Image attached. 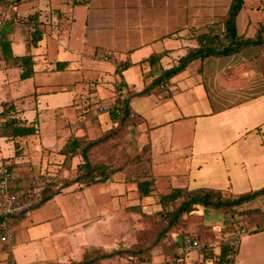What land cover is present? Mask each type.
I'll return each mask as SVG.
<instances>
[{
  "label": "crops",
  "instance_id": "1",
  "mask_svg": "<svg viewBox=\"0 0 264 264\" xmlns=\"http://www.w3.org/2000/svg\"><path fill=\"white\" fill-rule=\"evenodd\" d=\"M17 1L19 15L27 21L37 20V28L43 34L37 45H33L34 21L0 23L12 49V57L5 59L0 55V63L13 62L15 67L10 73L0 65V79H3L0 128L11 130L5 121L19 118L26 125H35L37 133L18 138L0 135V166L8 157L15 162L29 160L34 155L30 151L34 148L32 144L36 150L33 161H40L36 146L42 140L41 145L48 153L65 146L67 138L63 136L67 135L58 130L65 125L54 127L47 119L44 122L48 114L76 119L81 113L94 110L106 125L117 124L118 120L109 111L99 113L96 107L114 103L121 94V98L126 97L133 116L126 124L132 138L130 151L134 156L146 154L149 168L146 179L153 181L154 188L159 187V178L168 182L163 186L166 193L173 188H210L242 195L264 188V45L250 46L231 55L197 58L177 74L162 78L183 57L201 46L198 36L210 33L216 25L223 26L232 0ZM3 9L0 0V11ZM252 13L258 15L253 17ZM236 25L238 35L253 37L264 25V0H244ZM64 36L74 46L68 45L64 50L72 54L53 56L47 45H54L55 37L59 39L57 45H61ZM48 39L53 41L48 44ZM23 42L33 47L31 52L16 51V48L24 49L20 45ZM100 50L109 51L110 59L97 57ZM26 55L33 57L35 71L22 79L20 58ZM55 70L64 71L69 82L48 83L46 77ZM155 81L160 84L153 85ZM57 88L72 90V96L63 100ZM33 116L39 119L32 121ZM38 134L40 141L33 142L31 139ZM22 142H27L24 145V152H29L27 156L19 152L15 155L5 148L10 143L18 147ZM51 146L54 149L49 151ZM48 158L52 160L51 156ZM40 163L41 169L49 164ZM50 201L56 205L52 198L46 203ZM46 203L38 207L41 209ZM201 208L211 209L212 213L216 209L198 206L192 214L198 219V227L213 232L208 237L230 235L238 225L239 217L220 210L228 222L219 226L208 224L205 218L195 215ZM31 212L16 221L15 242L0 241V264H29L22 253L28 245L22 249L17 242L30 241L21 234L29 230L28 219L34 215ZM258 218L259 224H264L262 215ZM193 225H189L188 231L197 234L198 228ZM256 228L258 223L254 222L248 231L264 233V226ZM208 237L203 233L199 240ZM249 247L255 250H246L242 258L238 256L239 264H264V259H255L260 250L252 244ZM240 248L239 245L233 264ZM198 250L194 249L196 254ZM179 260L183 264H197V259Z\"/></svg>",
  "mask_w": 264,
  "mask_h": 264
},
{
  "label": "rangeland",
  "instance_id": "2",
  "mask_svg": "<svg viewBox=\"0 0 264 264\" xmlns=\"http://www.w3.org/2000/svg\"><path fill=\"white\" fill-rule=\"evenodd\" d=\"M15 2L14 15L21 22L18 19L11 21L25 24L28 22L27 18L19 15V2L17 0ZM2 11H0V23L4 21ZM257 15L258 13H252L253 17ZM47 41L50 44L53 40L48 39ZM55 41L54 45H47L52 49L53 56L72 54L71 51L64 50L68 45L74 48L72 41L68 42L65 36L61 39L63 41L61 45H57L59 39L56 37ZM24 42L20 44L23 45L24 49L16 48L17 52L29 53L32 51L33 47H27ZM5 63V65L3 63H0V65L7 67L6 69H9L11 73L15 68L12 67L13 62ZM63 72L62 70H55L52 76L46 77V81L48 83L57 80L60 83L69 82L65 79ZM2 84L3 79H0V88ZM48 89H52V87H48ZM57 91L63 96V100L66 99L65 97L72 96L70 92L72 90L57 88ZM85 114V119L81 115L77 116L76 119H66L54 114H48L44 117V122L47 119L54 127L64 124L65 127L61 126L63 128L58 130L59 133L62 132L67 135L63 136L65 139L67 138V142L59 151H51V149H54L51 146V148H48L51 153H48L41 145L43 140L37 144L36 149L40 153L39 159L45 163L49 162L47 167L41 169L40 161H33L36 160L33 159L36 151L34 150L35 144H32L34 148L32 149L31 147L32 150H30L34 155L30 156L29 160L24 158L14 164V161L10 160L11 157H8L3 163V165L12 164L14 168L24 173L32 172L36 179L39 177L44 179L47 182V189L44 193L46 196H52L56 203L54 205L50 201L41 209L39 207L33 208L31 210L34 213L33 216L28 214L29 230L25 231L27 234H21V236L23 238L28 237L30 241L27 240L29 241L27 243L23 240L17 242V245L21 243L20 247L22 249H24L25 245H28V248L22 251L25 254L27 263L76 264L78 261L86 259L87 252V254L90 253V256L98 257V260L93 264H183L179 259H186V257L189 259L186 262L197 259V264H214L211 258H204L199 253V250L197 253L200 256L194 250L189 252L184 250L182 239L190 234L186 233L185 230L189 228V225L192 226L193 224L194 227L199 228L196 223L198 219L196 221V218L193 217L194 215L188 216L185 220L177 221L172 226H168V213L179 202L175 203L176 205L167 207L161 205L160 196L158 195L161 192L166 193L163 190L166 188L163 186L165 182L166 184L168 183L167 180L159 178V187L153 188L148 196H143L139 192L138 182L147 178L149 168H147L148 163L146 162L145 153L144 155L134 156L130 151L132 138L131 133L126 129V125L119 124L117 126L118 123L106 125L105 121L100 119V114L94 110L87 111ZM36 118L38 116H35L32 121ZM79 118H82L83 121L80 122ZM10 134L11 130L0 128L2 137H9ZM40 135L38 134L31 140L33 142L35 140L36 142L40 141ZM52 138H50L51 141ZM69 140H77L74 142L77 147L75 152L68 150L67 144ZM88 142H96L93 147L87 148V157L93 166L106 165L109 170H118V172L113 174L112 182L87 186L88 178L82 179V182L86 181L84 182L85 184L76 180L84 172L79 170L80 165L85 163L81 150L85 149ZM24 145H27V142L20 143L18 147L14 143H10L5 148L10 149L15 155L19 152V155L27 156L29 152H24L26 149ZM65 150L70 153L67 155ZM4 154L8 155V153ZM48 156H51L52 160H49ZM192 174L193 176L195 175L194 172ZM69 182H71L69 186H64ZM44 185L45 183L42 186ZM40 194L44 197L43 193ZM133 205L138 206L131 208ZM211 211L213 210L201 208L195 215L205 218V222L208 224H217L219 226L228 222L226 221L228 217L223 216L222 212L214 210L212 213ZM35 215H39V217ZM40 218L47 221L39 223L38 220ZM14 231L16 238L13 242L18 239L16 222L14 223ZM246 239L248 240L245 245ZM249 244L260 250L259 255L255 259H264V233L249 230L241 236V248L236 256L235 264L240 263L241 258L247 254L246 250H255L249 247ZM219 247V245H214L211 248H214L215 251H220ZM211 248L209 247L207 252H210ZM118 250L123 251V253L116 254L111 258L99 257L102 253ZM201 257H203L202 261Z\"/></svg>",
  "mask_w": 264,
  "mask_h": 264
},
{
  "label": "trees",
  "instance_id": "3",
  "mask_svg": "<svg viewBox=\"0 0 264 264\" xmlns=\"http://www.w3.org/2000/svg\"><path fill=\"white\" fill-rule=\"evenodd\" d=\"M4 9L10 8L12 12L15 11V0H1ZM244 4V0H232L229 13L224 21V24L222 27L219 25H216L215 27L210 30V33L206 35L198 36V42L200 43V47L196 50L191 51L187 56L183 57L180 60V64L176 67H173L172 69L165 72L162 78H169L173 76L174 74H177L180 72L186 65H188L190 62L194 61L197 58H205L207 56H225V55H231L238 51H241L244 48L250 47V46H262L264 45V25H261L259 29L257 30L256 34L253 37H246V36H240L237 32V16L239 12L241 11ZM14 7V8H13ZM29 21V20H28ZM34 21L36 24V27L31 30L32 33V39L31 42L33 45H37L39 40L42 36V31L37 28L38 22L37 20L30 19L29 22ZM5 23V21L1 22ZM0 55L4 57L5 59H9L12 57V49H11V43L7 39L6 32L2 31L0 28ZM23 66V72L21 73V78H29L34 73V60L31 55H26L20 58ZM160 81H155L153 85H158ZM147 91V90H146ZM126 97L121 98V94H118V97L116 98V101L114 102V106L109 109L108 113L112 116V118L117 119L116 121L119 126L126 125L127 121L130 120V116H132V112L130 111L129 104L127 103V100H125ZM99 106L96 107V110L99 113H102L99 108ZM87 112V111H86ZM86 112L81 113L80 115L86 117ZM5 125L9 128H11V137L18 138V137H27L29 135H33L37 133V128L35 125H26L23 123V121L19 118H13L5 121ZM69 140L68 147L69 151L77 150V147L74 142ZM96 142H88L86 144L85 149L81 150V154L83 158L85 159V163L80 165L79 170L84 171L81 175L77 177V181H83L82 179L88 178L87 186L94 185V184H100L104 182H109L112 179L113 174L118 172V170H109V167L106 165H96L93 166L87 157V148H91L94 146ZM68 150H65V153L68 155L70 152ZM64 152V151H63ZM15 164V161H14ZM12 167H14L11 164ZM35 176L32 174V172H27L25 180L23 182H19L13 187L12 189L16 192H22L26 194H29V191L32 189V181L34 180ZM86 182V181H84ZM82 182V183H84ZM47 183V182H46ZM81 183V184H82ZM71 182H69L67 185L69 186ZM85 184V183H84ZM83 185V184H82ZM153 181L150 179H144L141 182H138V190L143 196H148L151 194L153 190ZM48 186H50L48 184ZM47 187V184H46ZM44 189V192L46 191V188ZM34 194V193H33ZM31 196V195H29ZM160 198L159 201L163 207H167L169 205H176L175 203L179 202L177 206H175L170 213H168L169 217V224L168 226H172L177 221L185 220L188 216H192L193 211L198 206H204L209 208H214L216 210L223 211L225 213H230L232 216L239 217V220L236 222V224L243 223L247 227H249L250 224L256 222L258 223V228L256 230L262 228L264 224H259L258 222V216L262 215L264 218V188H262L259 191H255L248 194H242L237 195L233 193L223 192L216 189H210V188H200L196 190H189L187 188H173L171 191L164 193H159ZM52 196H46L44 193V197L33 206V208L41 206L45 204L48 200H50ZM138 205H133L131 208H135ZM30 208V211L33 209ZM26 213L22 214L25 215ZM21 216L18 215L16 217L18 220ZM264 223V221H263ZM189 227V226H188ZM233 228L235 227L232 226ZM230 228V227H228ZM189 228L185 230L186 233H190L188 231ZM227 230V229H223ZM198 233L194 235V238L200 239L202 234L205 233L208 236H212L213 232L211 230H204V228L199 227ZM185 235V234H184ZM183 235V237H184ZM182 245L184 247V250L187 249V241L185 238L182 239ZM230 240H223L221 242L220 251L216 253L213 249H210V252H207V249H209V246L203 247L202 249H199V253L202 254L203 257H209L214 261V264H233L234 256L237 251L234 252L233 255H230ZM90 252V251H89ZM123 251H112V252H106L102 253L99 257L101 258H111L116 254H121ZM98 260V257L90 256V253L87 254L86 252V259L82 261H78L76 264H93ZM149 261V260H148ZM146 262V261H142Z\"/></svg>",
  "mask_w": 264,
  "mask_h": 264
},
{
  "label": "built area",
  "instance_id": "4",
  "mask_svg": "<svg viewBox=\"0 0 264 264\" xmlns=\"http://www.w3.org/2000/svg\"><path fill=\"white\" fill-rule=\"evenodd\" d=\"M2 17L5 22L18 19L15 18L14 13L10 8H5L2 11ZM23 22V21H22ZM32 29L35 28V24L31 26ZM1 49V47H0ZM109 51H97L96 56L102 60L110 59ZM115 104L107 103L104 105H100L98 108L101 112H106L111 109ZM80 122H82V118H79ZM26 173L17 170L12 167L11 164L2 165L0 168V241L1 242H11L16 238V234L14 231V223L17 221L16 217L22 214L28 213L30 208H33L35 204H37L43 196L40 193L44 194V189L46 187V182L42 178L36 179L32 181V189L29 191V194L22 192H16L12 188L19 182H23L25 180ZM44 181V182H42ZM45 183L44 186H42ZM34 193V194H33ZM31 195V196H29ZM248 232V227L243 223H239L236 225L235 229L230 235H222L219 234L218 237H208L205 240H199L194 238V236L190 233L185 236L187 241V250L191 251L194 249H202L203 247H213L214 245H220L223 240H230V255H233L235 251H237L241 236ZM228 264V263H226Z\"/></svg>",
  "mask_w": 264,
  "mask_h": 264
}]
</instances>
